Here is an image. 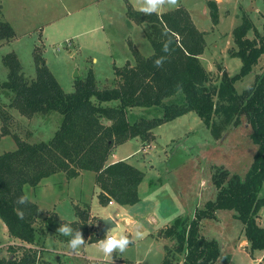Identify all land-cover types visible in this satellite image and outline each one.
I'll return each mask as SVG.
<instances>
[{"label":"rangeland","instance_id":"obj_1","mask_svg":"<svg viewBox=\"0 0 264 264\" xmlns=\"http://www.w3.org/2000/svg\"><path fill=\"white\" fill-rule=\"evenodd\" d=\"M210 1L216 4V24L210 14ZM144 4L145 0H0V20L9 22L14 31L10 40L0 42V83L8 75L2 59L5 54L14 51L23 75L31 79L35 75L33 53L37 50L65 92L73 91L76 79L88 72L94 75L98 87L114 85V66L134 62L131 46L143 55L152 53L145 34L152 32L151 26L147 22L136 24L127 14L128 6L141 11ZM180 5L187 9L196 28L205 32L200 60L212 81L218 83L223 72L235 75L241 60L231 55L236 49L232 30L247 16L253 25L247 36L253 38L254 29L261 32L264 0H164L156 13ZM253 67L236 79L234 86L239 93L264 71V54ZM9 92L0 86V106L11 115L7 124L10 131L30 143L51 139L59 126L60 114H35L28 118L9 106ZM102 104L116 105L118 100ZM159 115L161 112L155 107L135 106L127 113L129 120ZM239 123L225 127L215 138L196 112L188 111L154 127L152 139L146 142L136 137L118 145L109 160H126L145 174L138 192L140 199L131 205L101 204L92 171L82 170L70 179L62 172L55 173L36 187L25 185V195L38 206L34 226L45 234L38 237L37 246L42 248L39 264H121L124 260L159 264L164 246L172 244L163 232L165 227L177 218L191 220L197 208L215 198L213 167H224L240 176L249 169L257 145L249 137L251 127L244 116ZM2 124L0 119V131ZM15 148L12 134L0 136V154ZM260 194L264 195V184ZM77 206L88 211V233L82 234L84 244L73 251L68 245L69 236L58 228L63 222L79 220ZM215 213L216 218H204L200 223L201 234L215 239L222 257L226 256L214 264H264V250L252 253L242 242L245 234L235 211L221 209ZM106 217L115 222L105 232L106 237L117 233L128 235L131 240L124 252L114 251L111 257L98 251L99 241L89 239L101 229L98 219ZM48 219L52 221L49 229ZM256 222L264 226V208L258 210ZM164 224L167 225L159 228ZM137 231L141 233L139 237ZM150 232H154V237L148 235ZM17 243L19 240L11 239L0 219V257L10 256L8 246Z\"/></svg>","mask_w":264,"mask_h":264},{"label":"trees","instance_id":"obj_2","mask_svg":"<svg viewBox=\"0 0 264 264\" xmlns=\"http://www.w3.org/2000/svg\"><path fill=\"white\" fill-rule=\"evenodd\" d=\"M209 4L216 24V4ZM127 14L136 24L147 22L151 26L152 32L145 34L152 53L143 55L131 46L134 62L114 66L112 86L98 87L94 75L88 72L76 79L73 91L65 92L37 50L33 53L35 75L31 79L23 75L14 51L3 56L8 75L0 86L10 91L9 106L28 118L52 112L61 118L51 139L30 143L10 131L7 124L11 115L0 106V136L12 134L16 142L15 149L0 154V219L8 234L19 240L8 246L10 256L0 257V264H39L42 248L37 246L38 237L45 234L34 226L38 206L25 195V185L36 187L55 173L62 172L70 179L82 170L92 171L101 204H134L140 199L144 172L126 160L106 163L108 157L118 145L133 138L143 142L152 139L154 127L188 111L196 112L215 138L230 124H240V117L244 116L251 127L249 137L257 148L244 176L213 167L215 198L197 208L191 220L177 218L165 227L163 232L172 244L164 246L159 264H177L180 258L181 264H214L218 258L225 259L218 242L200 232L201 221L216 218L215 212L221 209L234 210L235 217L242 221L250 252L264 250V226L256 222L258 210L264 208V195L260 194L264 184V71L245 91L239 93L234 86L236 79L251 72L264 54V27L261 32L254 29L253 38L247 36L253 28L247 16L234 27L236 49L231 55L240 58V69L232 76L223 72L218 83H214L200 60L205 32L196 28L184 6L150 14L128 6ZM13 36L10 23L0 20V42ZM169 40L166 52L164 45ZM157 59L162 60L160 65L155 63ZM113 99L118 104H102ZM135 106L155 107L161 115L129 120L128 110ZM25 196V203H19ZM75 209L79 220L63 224H71L87 235L88 211L79 206ZM51 224L48 219L46 228ZM105 237L94 233L89 239L100 241ZM121 264L133 263L124 260Z\"/></svg>","mask_w":264,"mask_h":264},{"label":"clouds","instance_id":"obj_3","mask_svg":"<svg viewBox=\"0 0 264 264\" xmlns=\"http://www.w3.org/2000/svg\"><path fill=\"white\" fill-rule=\"evenodd\" d=\"M164 3V0H145V4L142 7L141 11L145 13H152L156 12ZM169 3H175V0H169ZM171 41L165 43L164 45V51L169 50V44ZM162 62L161 59L156 60V64L160 65ZM27 200V197H21L19 200V203L23 204ZM58 231L63 234L64 236L71 237L68 241V245L70 249L73 251L78 250L83 244H84V238L81 234V231L79 228L74 229L71 224L65 223L61 224V226L58 228ZM75 231V235L73 236L72 233ZM137 237L141 235L139 231L136 233ZM131 243V240L129 236L124 234H117L113 233L111 235H108L106 238L101 239L99 241V248L98 251L103 253L106 257H111V254L114 251L124 252L128 245Z\"/></svg>","mask_w":264,"mask_h":264},{"label":"water","instance_id":"obj_4","mask_svg":"<svg viewBox=\"0 0 264 264\" xmlns=\"http://www.w3.org/2000/svg\"><path fill=\"white\" fill-rule=\"evenodd\" d=\"M100 222L102 225H101V229L98 233L99 235L105 234V232L107 231L108 228L115 225V222L110 217L102 218V219H100Z\"/></svg>","mask_w":264,"mask_h":264},{"label":"crops","instance_id":"obj_5","mask_svg":"<svg viewBox=\"0 0 264 264\" xmlns=\"http://www.w3.org/2000/svg\"><path fill=\"white\" fill-rule=\"evenodd\" d=\"M109 158H111V155L109 156ZM109 158L107 159V162L108 163H111V162H115V161H118V160H121V159H114V160H109ZM143 182V181H142ZM142 182L140 183V185H139V190H140V188H141V184H142ZM112 203H115V202H112ZM98 220H100V219H98ZM167 224H164V225H162V226H160L159 228H161V227H163V226H166ZM99 233V232H98ZM152 234H154V232L152 233V232H150L148 235L150 236H152V237H154V235H152ZM11 239H13L12 237H11ZM242 242H244V244H246L247 246H248V243H247V240L246 239H242ZM253 252H255V251H253ZM252 252V253H253ZM260 259V258H259ZM259 259H253V262H256L257 260H259Z\"/></svg>","mask_w":264,"mask_h":264},{"label":"built area","instance_id":"obj_6","mask_svg":"<svg viewBox=\"0 0 264 264\" xmlns=\"http://www.w3.org/2000/svg\"><path fill=\"white\" fill-rule=\"evenodd\" d=\"M109 203H112V201H110Z\"/></svg>","mask_w":264,"mask_h":264}]
</instances>
